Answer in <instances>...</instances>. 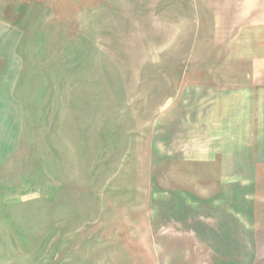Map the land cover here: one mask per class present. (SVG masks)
Returning <instances> with one entry per match:
<instances>
[{
    "label": "rangeland",
    "instance_id": "rangeland-1",
    "mask_svg": "<svg viewBox=\"0 0 264 264\" xmlns=\"http://www.w3.org/2000/svg\"><path fill=\"white\" fill-rule=\"evenodd\" d=\"M0 19V264H256L215 209L231 176L208 136L219 104L256 100L257 62L205 43L186 0H0Z\"/></svg>",
    "mask_w": 264,
    "mask_h": 264
},
{
    "label": "crops",
    "instance_id": "crops-1",
    "mask_svg": "<svg viewBox=\"0 0 264 264\" xmlns=\"http://www.w3.org/2000/svg\"><path fill=\"white\" fill-rule=\"evenodd\" d=\"M186 1L191 4L197 28L206 31L202 34L205 43L224 46L226 53L239 55L230 56V60L257 62L255 77H264V72L258 71L264 64V0ZM8 30L16 32L0 19V60L4 47L17 42L16 36L6 34ZM7 83L1 78L0 88ZM258 85L254 102L248 96L247 104L218 105L211 114L216 129L209 132L208 139L224 143L220 153L231 176L224 184V202L215 201V209L220 208L235 226V233L229 236H239L240 251L253 254L256 264H264V81ZM5 92L7 95V88ZM204 247L210 253L217 251L213 243Z\"/></svg>",
    "mask_w": 264,
    "mask_h": 264
}]
</instances>
